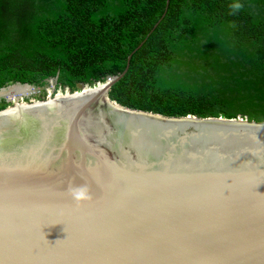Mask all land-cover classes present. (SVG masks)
<instances>
[{"label":"water","instance_id":"water-1","mask_svg":"<svg viewBox=\"0 0 264 264\" xmlns=\"http://www.w3.org/2000/svg\"><path fill=\"white\" fill-rule=\"evenodd\" d=\"M131 55L104 83L0 109V264H264V122L112 101Z\"/></svg>","mask_w":264,"mask_h":264},{"label":"trees","instance_id":"trees-1","mask_svg":"<svg viewBox=\"0 0 264 264\" xmlns=\"http://www.w3.org/2000/svg\"><path fill=\"white\" fill-rule=\"evenodd\" d=\"M166 2L0 0V88L29 84L44 100L49 80L70 92L104 83L132 54L112 101L264 122V0ZM9 105L0 99V109Z\"/></svg>","mask_w":264,"mask_h":264},{"label":"rangeland","instance_id":"rangeland-1","mask_svg":"<svg viewBox=\"0 0 264 264\" xmlns=\"http://www.w3.org/2000/svg\"><path fill=\"white\" fill-rule=\"evenodd\" d=\"M68 92H70V91L68 90ZM38 93H39V90H34V91L25 92V94H26L25 97L28 98V101H27V102L37 100L36 95H37ZM64 93H66V90H60V89L55 90V89H54V84H53V83H49V85L45 88V98H47V97L50 96V95H51V96H54V95H59V94H64ZM21 96H22V95H20V94H18V93H10L9 95H7V99H8V97H9L11 103H12V102H15L16 99H18L20 102H26V101H24V98H25V97H24L23 99H21V98H20Z\"/></svg>","mask_w":264,"mask_h":264},{"label":"clouds","instance_id":"clouds-1","mask_svg":"<svg viewBox=\"0 0 264 264\" xmlns=\"http://www.w3.org/2000/svg\"><path fill=\"white\" fill-rule=\"evenodd\" d=\"M234 11H238L242 4L239 2L234 3L232 6ZM69 194L76 201H82L88 198L89 193L86 186H77L69 189Z\"/></svg>","mask_w":264,"mask_h":264},{"label":"snow or ice","instance_id":"snow-or-ice-1","mask_svg":"<svg viewBox=\"0 0 264 264\" xmlns=\"http://www.w3.org/2000/svg\"><path fill=\"white\" fill-rule=\"evenodd\" d=\"M262 185H264V184H262ZM256 191H257V189H255ZM259 192V191H258ZM261 195H264V193H261V192H259Z\"/></svg>","mask_w":264,"mask_h":264}]
</instances>
